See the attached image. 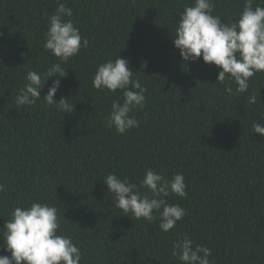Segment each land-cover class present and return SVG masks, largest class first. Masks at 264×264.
<instances>
[{
  "label": "trees",
  "instance_id": "obj_1",
  "mask_svg": "<svg viewBox=\"0 0 264 264\" xmlns=\"http://www.w3.org/2000/svg\"><path fill=\"white\" fill-rule=\"evenodd\" d=\"M59 2L89 40L67 63L44 48L57 0H0V230L15 207L41 202L58 208L81 264H183L171 252L185 235L210 248L214 264H264V136L253 130L264 126V72L246 92L230 95L225 87L235 93L236 85L216 81L220 67L202 56L185 62L173 41L192 0ZM244 3L215 0L213 14L231 22ZM119 56L147 88L146 106L132 113L140 127L124 134L106 123L123 92L93 86L98 66ZM54 63L67 73L55 98H69L73 113L44 101L59 74L35 105L17 107L27 72L43 74ZM150 168L185 177L188 195L166 199L187 215L168 232L159 220L125 215L103 182L116 173L139 186ZM3 246L0 232V254L10 255Z\"/></svg>",
  "mask_w": 264,
  "mask_h": 264
},
{
  "label": "clouds",
  "instance_id": "obj_2",
  "mask_svg": "<svg viewBox=\"0 0 264 264\" xmlns=\"http://www.w3.org/2000/svg\"><path fill=\"white\" fill-rule=\"evenodd\" d=\"M57 3L55 12L48 17L44 48L67 63L82 47H88L89 40L82 37L71 19L72 9L59 0ZM254 3L255 0H245L239 18L225 22L213 14L215 0H192L191 6H186L180 14L175 29L173 43L180 50L182 59L196 61L202 56L205 63L220 67L216 81L224 84L227 78L236 85L235 93L230 85L225 87L230 95L246 92L250 78L264 72V0L255 7ZM129 64L130 61L121 56L109 59L98 66L93 79L96 89L123 92V102L114 100L106 118L108 127H114L118 134L140 127V121L132 113L146 106L147 88L138 77H133ZM65 69L61 63H54L43 74L28 71L27 83L15 97L16 106L35 105L47 80L59 74V78L52 81L44 101L49 107L55 106L63 113L72 114L75 105L69 98H55L61 87V78L67 76ZM256 101V95L251 94L248 102L254 104ZM253 130L264 136L261 123L253 124ZM103 182L113 194L116 208L125 215L131 213L129 216L137 220L143 218L150 223L159 220V227L164 232L172 230L187 215L180 204H171L166 199L173 194L181 198L188 195L182 173H175L169 179L150 168L139 186L116 173L107 174ZM140 188H146L147 192L140 191ZM5 190V184L0 183V192ZM10 217L0 230L4 237V251L10 255L0 254V264H81L83 253L61 230L60 214L55 205L33 202L30 206H17ZM171 255L183 264H214L209 259L212 250L195 244L187 235L174 242Z\"/></svg>",
  "mask_w": 264,
  "mask_h": 264
}]
</instances>
